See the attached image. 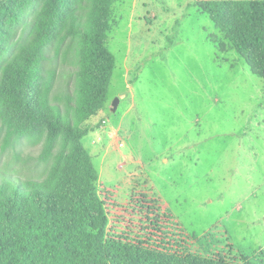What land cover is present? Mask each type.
<instances>
[{"label": "rangeland", "instance_id": "1", "mask_svg": "<svg viewBox=\"0 0 264 264\" xmlns=\"http://www.w3.org/2000/svg\"><path fill=\"white\" fill-rule=\"evenodd\" d=\"M110 24L115 69L103 109L88 121L99 127L82 139L109 235L264 264V79L196 0H113ZM54 63L53 93L62 95L74 89L78 63ZM4 139L0 122V169L46 175L41 143L24 137L5 149Z\"/></svg>", "mask_w": 264, "mask_h": 264}, {"label": "trees", "instance_id": "2", "mask_svg": "<svg viewBox=\"0 0 264 264\" xmlns=\"http://www.w3.org/2000/svg\"><path fill=\"white\" fill-rule=\"evenodd\" d=\"M113 0H0L3 148L42 144L43 177L0 169V264H242L172 253L113 237L99 172L82 139L104 107L115 56L105 41ZM254 73L264 79V0H196ZM37 8L17 45L18 28ZM53 49V53L51 52ZM78 63L74 89L54 94L55 63ZM64 103L62 105L61 103Z\"/></svg>", "mask_w": 264, "mask_h": 264}, {"label": "water", "instance_id": "3", "mask_svg": "<svg viewBox=\"0 0 264 264\" xmlns=\"http://www.w3.org/2000/svg\"><path fill=\"white\" fill-rule=\"evenodd\" d=\"M118 104H119V98H116L113 102V111H116L118 108Z\"/></svg>", "mask_w": 264, "mask_h": 264}]
</instances>
